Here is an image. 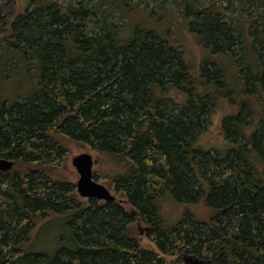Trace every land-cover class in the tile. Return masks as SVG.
<instances>
[{
    "label": "trees",
    "instance_id": "trees-1",
    "mask_svg": "<svg viewBox=\"0 0 264 264\" xmlns=\"http://www.w3.org/2000/svg\"><path fill=\"white\" fill-rule=\"evenodd\" d=\"M122 1L114 6L121 10ZM251 3L263 11L250 21L253 47L244 63L251 60L247 69L257 73L251 85L264 93V0ZM186 10L206 50L231 59L238 39L225 14L213 6ZM67 11L34 6L11 24L15 44L7 49L21 56L19 64L35 66L41 89L0 106V158L15 163L12 173H0V264H166L140 246L131 229L136 222L180 264L184 256L264 264V183L247 159L252 148L264 151V130L246 140L244 109L223 121L226 139L244 143L225 156L198 145L226 89L221 70L210 73L207 64H215L205 63L197 79L183 53L153 32L102 21L83 3ZM171 90L184 97L181 103L171 101ZM69 144L111 161L112 183L129 208L73 199L75 186L52 175ZM166 199L181 209L173 221L162 216ZM199 205L207 216L193 211ZM51 218L65 224L61 249L54 257L27 252L36 225Z\"/></svg>",
    "mask_w": 264,
    "mask_h": 264
},
{
    "label": "rangeland",
    "instance_id": "rangeland-1",
    "mask_svg": "<svg viewBox=\"0 0 264 264\" xmlns=\"http://www.w3.org/2000/svg\"><path fill=\"white\" fill-rule=\"evenodd\" d=\"M252 1L127 0V3H125L123 0L120 10L114 6V0H0V106L5 105L7 108L25 99L28 100L41 89L35 66L31 62L26 63L25 67L23 63L19 64L21 56L17 52L7 49L9 45L15 44V40L11 35V24L19 16L33 9L34 6L40 8L46 4H56L62 14H67L69 7L83 3L87 8L98 10L97 12L102 21L118 25L125 24L131 31L139 28L140 32V27H142L153 32L159 39L167 41L170 46L183 53L190 75L197 79L200 77L205 63H211L212 61L215 64H207L205 70L210 71V73H216L218 69L221 70L226 89L219 92V98L207 121L205 132L200 135L198 145L212 154L225 156L230 150L234 149V145L244 143V140L238 136L226 139L228 131L223 129V121L226 118L236 116L244 109L246 112L249 110L243 116L244 122H246L244 128L248 137L246 140H250L249 138L256 131L259 133L260 130H264L262 121L264 116V93L259 91L257 86L254 90V86L257 85L255 84L257 73H252L253 71L247 69L251 60L248 61L249 58H247L246 63H244L245 53H249L248 49L251 50L253 47L250 36L252 32L250 21L255 20L257 18L256 14L263 11L257 8L256 4L255 6L252 5ZM255 1L259 2L261 0ZM198 5L213 6L216 11L225 14L228 25L236 28L232 33L233 38L238 39V42H235L231 59L226 56H212L200 42V38L189 29V22L185 17L186 9L188 6L197 7ZM252 82L255 84L253 87ZM243 84H248V87L246 88ZM200 90L207 92L210 87L202 86ZM171 91L169 94L171 101L181 103V98L184 99V97ZM244 105L246 108H244ZM84 153L93 157L95 180L110 190L116 197V202L129 208L126 205L125 196L118 193L112 183L113 164L108 158L93 151L89 146L71 144L58 165L52 169V175L58 181L67 183L68 186H75L73 199L78 202H85L87 199L81 198L77 193L76 185L79 174L72 164L74 157ZM247 159L252 168L251 172L264 183V151L260 153L252 148ZM180 211L181 209L176 206L173 200L166 199L163 202L162 216L167 221L175 220ZM193 211L197 216L205 217L208 215L205 207L200 205L194 208ZM50 222L52 223L49 224ZM64 226L65 224L63 225L60 219L56 220L54 218L39 222L33 233L35 241L26 248V251L34 254H44L48 257L56 256V253L62 247L60 242L63 239L64 241L68 239ZM131 229L132 234L143 249L159 254L166 264H180L181 259L178 256H164L158 251L145 235L146 226L144 224L136 222L131 225ZM182 260L184 262L182 264H186L184 257Z\"/></svg>",
    "mask_w": 264,
    "mask_h": 264
},
{
    "label": "water",
    "instance_id": "water-1",
    "mask_svg": "<svg viewBox=\"0 0 264 264\" xmlns=\"http://www.w3.org/2000/svg\"><path fill=\"white\" fill-rule=\"evenodd\" d=\"M72 164L79 174L76 190L81 198L95 199L104 203L116 202V197L110 190L95 180L94 160L90 154L84 153L74 157ZM13 166V162L0 159V172H10ZM184 261L186 264H206L205 261L194 256H184Z\"/></svg>",
    "mask_w": 264,
    "mask_h": 264
},
{
    "label": "bare ground",
    "instance_id": "bare-ground-1",
    "mask_svg": "<svg viewBox=\"0 0 264 264\" xmlns=\"http://www.w3.org/2000/svg\"><path fill=\"white\" fill-rule=\"evenodd\" d=\"M0 159H2V158H0ZM3 160H8V159H3ZM9 161H11V160H9ZM11 162L14 163V161H11ZM14 167H15V163H14V166H13L12 170L14 169ZM10 172H11V171H10ZM0 173H9V172H0ZM99 202H101V201H99Z\"/></svg>",
    "mask_w": 264,
    "mask_h": 264
}]
</instances>
